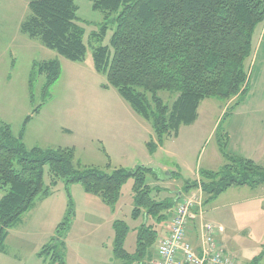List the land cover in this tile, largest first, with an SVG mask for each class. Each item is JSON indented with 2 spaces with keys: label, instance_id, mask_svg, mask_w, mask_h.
Masks as SVG:
<instances>
[{
  "label": "trees",
  "instance_id": "1",
  "mask_svg": "<svg viewBox=\"0 0 264 264\" xmlns=\"http://www.w3.org/2000/svg\"><path fill=\"white\" fill-rule=\"evenodd\" d=\"M89 1L103 14V22L88 42L75 0H31V14L22 32L73 62L84 61L94 41L96 71L151 124L157 139L147 142L151 155L165 137H178L182 126L197 121L203 101L237 98L240 103L246 94V64L253 54L255 30L264 23V0ZM109 31L113 32L110 43L102 45ZM61 73L58 60L35 63L31 90L36 76H45L46 89H50ZM161 92L176 97L172 105L164 102ZM232 107L227 108L224 118ZM23 138L24 130L17 137L9 124L0 125V189L7 190L0 199V253L6 252L9 231L37 201L49 198L62 181L69 200L67 213L57 226L56 237L39 256L47 264H66L62 234L70 230L76 216L70 187L79 184L87 194L115 209L123 186L132 178V219L145 217L147 221L131 230L126 221L116 220L113 252L120 264H152L159 238L156 225L169 221L182 193L177 200L159 201L154 195L159 188L148 183L149 176L160 180L152 167H87L77 162L74 148L28 149ZM226 138L219 143L226 161L222 169L201 171L199 180L184 184L187 194L201 186L205 205L231 188L264 187V166L229 153ZM47 167L49 183L45 180ZM131 231L136 233V243L129 251L126 242ZM263 259L264 251L249 264H261Z\"/></svg>",
  "mask_w": 264,
  "mask_h": 264
},
{
  "label": "rangeland",
  "instance_id": "2",
  "mask_svg": "<svg viewBox=\"0 0 264 264\" xmlns=\"http://www.w3.org/2000/svg\"><path fill=\"white\" fill-rule=\"evenodd\" d=\"M30 2L0 0V125L9 124L17 137L24 130L23 141L28 149L74 148L76 160L83 166L106 170L109 164L112 168L126 169L146 164L150 155L147 142H157L155 133L150 132L152 126L148 121L145 123L147 130L135 128L127 114L137 113L117 89L108 85L106 76L96 71L92 48L97 46L96 43L93 41L88 47L84 61L73 62L48 49L40 39L30 38L22 32V25L31 14ZM75 3L88 42L90 35L102 24L103 14L95 11L89 0H75ZM112 34L109 31L102 45L110 43ZM51 60L61 64L59 80L46 89L45 76L38 75L31 90L34 64ZM246 68L248 90L240 103L237 98L229 102L207 99L201 103L198 119L193 125L182 126L178 137H165L161 142L153 155L154 164L149 166L157 171L158 167H168L173 176H161V181L149 176L148 183L159 188L154 193L157 200L175 199L180 190L185 194L184 184L199 180L201 171L221 170L226 161L219 143L226 134L229 153L253 159L262 155L264 165V23L255 30L253 54ZM159 95L169 105L176 99L168 92ZM230 106L233 107L224 118ZM136 116L142 119L140 115ZM45 180L49 183L48 167ZM133 185L131 178L123 186L115 207L119 219L126 221L131 230L147 221L145 217L137 221L132 219ZM159 185L164 188L160 189ZM238 189L230 190L208 204L207 221L223 224L231 233L229 238L242 250L257 248L264 242V187ZM6 192L0 189V199ZM70 193L76 212L78 205L83 209L91 207L92 204L83 200L86 192L81 185L71 186ZM53 194L50 200L37 201L22 217L21 223L9 231L6 254L0 253V264H36L39 260L36 253L53 239L55 227L67 213L69 200L65 183L60 181ZM95 198L103 204L99 197ZM230 203L235 204L231 208H221ZM216 205L221 207L211 213ZM82 224L81 218H73L70 230L62 234L64 238L70 237L72 264H77L79 252L94 263L107 252L106 247L110 250L114 244V240L106 241L105 232L98 233L88 242L82 241L83 231L98 225L93 221L85 226ZM101 242L105 248L100 247ZM135 243L136 233L131 231L127 249L134 250Z\"/></svg>",
  "mask_w": 264,
  "mask_h": 264
},
{
  "label": "crops",
  "instance_id": "3",
  "mask_svg": "<svg viewBox=\"0 0 264 264\" xmlns=\"http://www.w3.org/2000/svg\"><path fill=\"white\" fill-rule=\"evenodd\" d=\"M127 115H128V119L131 120V122H133L135 124V128L140 129V127H141L142 129L147 130L146 129V126H145L146 120H144L143 118H142L143 119L142 120L141 118H139L138 116H136L137 114L136 115L133 114V112H129ZM149 130H150V132H153V128H149ZM231 154H233V153H231ZM234 155H236V154H234ZM125 156L128 158L127 155H125ZM241 157H244V158H247V159H252L256 163L264 166L263 163H262V159H263V156L262 155H260L259 157H256L255 159H253L252 157H247V156L245 157L243 155H241ZM146 162L147 163L144 164L145 166L150 167L149 165H151V164L153 165L154 164L153 163V155L150 154L148 156V160ZM115 168H124V167H115ZM159 169H160L159 167H158V171L156 169H154L155 172L157 173V175L160 178L159 181L162 180L161 176H167V175H170L171 174V169H169L168 167L161 168L160 169V172H159ZM159 187H160V189L164 188L163 186H160V185H159ZM230 190L231 191H234V190H239V189L238 188H231L228 191H230ZM181 191H183V190H180V193H178V195L181 194V193L183 194V192H181ZM228 191H226L225 193H223L219 197H221L223 195H226L228 193ZM53 195L51 197L47 198V199L40 200V202H43V201L45 202L46 200H50V198H52ZM82 197H83V200H85L87 203H90L92 205H91L90 208H87L86 207V209L85 208L83 209V207H80L79 205L76 206L77 207V212H76L75 219L76 220H79L81 218L82 223H83L82 225H84V226L87 223L91 222V221L96 222L98 224V225L94 226L91 229H87V230L83 231V234H82V237H81L82 241L86 240L88 242L90 240V238H93V236L97 235L100 232H105V236H107V240H106L107 242H108V240H111V241L114 240V238H115V231H114L113 226H114V222L116 220H118L119 219V216H120L119 215V212L117 213L118 210L116 211L115 209H112L111 207H109L105 203H103L102 201L101 202L103 204H101L95 198V196H93V195H90V194H87L86 193V195L85 196H82ZM219 197H218V199H220ZM133 200H134V195H133ZM174 200H177V197ZM234 204L235 203H230L229 205H223L222 207L216 205L215 207L212 208L211 213L213 211H218V208H220V207L223 208V209H227L229 207L231 208V207L234 206ZM207 207H208V204L205 207V210L206 211L204 212L203 218L199 217V215H197L195 213H193L192 216H191V218H190V224H189V228H188V232H187V240H188L189 243L192 244V246L196 250H199V246H200V236H201V227H202V224L205 223V222H208L207 220H208L209 212L207 210ZM173 212H174V210H173ZM65 215H66V213H65ZM65 215H64V217H65ZM64 217H63V219H64ZM169 222H170V219H169V221H167L165 223H161L159 225H156V229L158 230V233H159L158 242L160 241V239L164 238L167 235ZM215 223H216V225H218V226H220V227L223 228V232H222V234L218 238L220 244L224 247V249L226 251V254L231 255L239 263L249 264L254 258H256L257 256H259L264 251V242H262L259 245V247H257V248H254V247L253 248L246 247V248H244L242 250L240 247H238V246H236L234 244V241H232L229 238V234L231 235V233H229L228 229L223 224H221V223H217V222H215ZM57 226L55 227V235H54V237H56V229H57ZM137 227L138 226H135V228H133V229H136ZM65 243H66V256H65V261H66V264H72L73 263V260L71 259V255L73 254V252L72 253L70 252V246H69L70 237L69 236L67 238H65ZM157 245H158V243H157ZM157 245L155 247V252H156ZM100 247L105 248V244L103 242H101L100 243ZM106 248H107L106 249L107 252H105L104 254H102V258L99 259L98 261L94 262V263L91 261V259H87L86 257L84 258L83 257L84 255L79 252V254H77V256H76L77 264H120L119 261L114 256L113 247L110 250H108L109 247H106ZM42 249H41V251H42ZM252 249L253 250L255 249V250L253 251ZM41 251H39V252L36 253V255L39 258L38 261H41L42 264H47L45 262L44 258H41L39 256V253ZM3 254H6V252H4ZM38 261L37 262L35 261L36 264H41ZM2 264H3V262H2ZM181 264H184V263H181ZM261 264H264V261Z\"/></svg>",
  "mask_w": 264,
  "mask_h": 264
},
{
  "label": "built area",
  "instance_id": "4",
  "mask_svg": "<svg viewBox=\"0 0 264 264\" xmlns=\"http://www.w3.org/2000/svg\"><path fill=\"white\" fill-rule=\"evenodd\" d=\"M203 200L201 186L180 196L170 218L167 235L158 242L152 264H243L226 254L218 239L223 228L212 222L202 224L199 250L188 242L192 214L204 216Z\"/></svg>",
  "mask_w": 264,
  "mask_h": 264
}]
</instances>
